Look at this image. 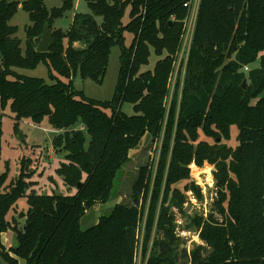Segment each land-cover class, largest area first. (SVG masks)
I'll list each match as a JSON object with an SVG mask.
<instances>
[{
	"label": "trees",
	"instance_id": "obj_1",
	"mask_svg": "<svg viewBox=\"0 0 264 264\" xmlns=\"http://www.w3.org/2000/svg\"><path fill=\"white\" fill-rule=\"evenodd\" d=\"M86 1L90 13L75 12L62 29L54 20L73 0L52 8L44 0H0V108L8 105L16 131L22 120L47 119L56 132L52 147L64 153L56 172L75 189L26 192L33 174L26 158L15 178L7 181V169L0 173V234L11 228L15 235L8 249L0 243L2 264H19L17 258L25 264H136L139 247L145 264H264V0H199L183 78L169 105L191 0ZM18 8L30 21L24 49L18 28L9 24ZM45 24L54 43L35 52ZM125 32L132 35L128 45ZM113 45L120 48V66L112 98L96 100L75 90L76 73L103 80ZM151 53L157 57L153 67L141 70ZM256 58L259 65L250 67ZM39 64L51 82L15 70ZM123 102L132 104L133 113L121 109ZM232 125L238 129L234 147L223 141ZM146 133L161 140L156 170L141 166L131 187L133 203H116L82 229L81 217L108 200L117 171ZM204 162L221 177L214 205L222 219L195 216L203 243L181 248L172 207L183 211L187 191L202 199L190 164ZM22 197L28 207L19 228L7 214Z\"/></svg>",
	"mask_w": 264,
	"mask_h": 264
},
{
	"label": "rangeland",
	"instance_id": "obj_2",
	"mask_svg": "<svg viewBox=\"0 0 264 264\" xmlns=\"http://www.w3.org/2000/svg\"><path fill=\"white\" fill-rule=\"evenodd\" d=\"M22 1V0H18ZM63 0H44L47 8L58 7L61 5ZM194 3L197 0H193ZM193 11V10H192ZM191 11V13H192ZM75 12L90 13V8L86 0H73V6L66 13L54 20L55 28L66 29L72 19ZM97 22L101 21V17H95ZM129 20V8L125 9L122 21L126 23ZM9 24L16 26L18 31L16 36L21 39V47L24 49L25 41V27L30 24L28 14L18 8L17 12L10 19ZM126 38V44L128 45L132 35L128 32L124 33ZM79 45L75 43L74 46ZM119 54L120 48L118 45L111 47L108 59V65L100 83H97L91 79H83L78 73L72 77V85L75 90L82 91L87 97L96 100H110L113 96L115 85L118 78L119 72ZM157 57L151 53L149 57V63L143 65L140 69L144 70L152 68ZM181 61L178 68L177 65L179 60L176 62L174 72L170 78V92L166 99L167 105L171 100V96L177 84V80H182L183 72ZM259 65V59L256 58L250 63V67H256ZM17 73L31 76L41 77L47 82H51L48 78V71L45 65L39 64L35 68H15ZM245 86V84H244ZM121 109L127 113H133L132 104L123 102ZM14 118L8 105L3 109L0 108V173L7 169L8 180L15 178L21 167V160L26 158L29 160V169L33 170V174L30 176L32 184L27 188L26 192L34 190L35 192L42 193H58V194H71L75 191L74 188H68L62 177L56 172V168L60 161L64 159L63 152H57L53 149L51 139L55 135V130L48 124L46 118H44L39 124L33 123L31 120H22L19 122L18 130L16 131L13 127ZM238 129L235 125L230 127V138L223 140L224 143L234 147L237 144L236 135ZM201 138L212 141L210 138H205L201 135ZM161 140H153L152 136L148 133L144 134L136 147L129 151V159L121 166L117 171L114 179L111 194L108 200L104 203L97 202L91 208H89L80 219V226L82 229H88L93 226L100 216L107 215L111 212L116 203H123L131 205L133 203L131 198V187L133 182L136 180L138 170L143 165H149L154 172L156 170V163L158 161L160 153ZM191 166V179L195 180L202 189V199L195 200L187 196L185 203L183 204V211L179 212L177 208L172 207V211L175 215L176 222V234L181 239L180 247H186L190 249L193 244H202L200 240L197 228L192 223V219L195 216H202L207 218L209 214L213 215L217 220H221V215L217 212L214 202L217 198V169L214 165L207 162L201 167ZM219 178V177H218ZM184 183L177 184L178 187H182ZM187 195V194H186ZM16 209L9 211L7 218L11 219L14 215L18 222L19 228L23 227L25 210L28 205L26 198L22 197L16 202ZM20 213H24L23 216L19 217ZM145 218V215H144ZM144 218L139 224V239L141 241ZM0 243L4 245L6 249L15 243V235L13 230L7 229L5 232L0 234ZM19 264H25V261L21 258H17ZM141 259L140 247L136 260ZM187 262V261H186Z\"/></svg>",
	"mask_w": 264,
	"mask_h": 264
},
{
	"label": "water",
	"instance_id": "obj_3",
	"mask_svg": "<svg viewBox=\"0 0 264 264\" xmlns=\"http://www.w3.org/2000/svg\"><path fill=\"white\" fill-rule=\"evenodd\" d=\"M54 43V39L52 37V34H51V30L48 26V24H45L44 27H43V31L40 35V39L37 43V46L35 48V52H45L48 50L49 46H51L52 44ZM244 84H245V80H243V87H244ZM217 141H219V138H217ZM221 169V167H220ZM221 183V177L217 178V186H219ZM80 186V184H78V187ZM24 213H20L19 217L23 216ZM0 264H2V260L0 258ZM180 264H187L186 261H183L181 262Z\"/></svg>",
	"mask_w": 264,
	"mask_h": 264
},
{
	"label": "crops",
	"instance_id": "obj_4",
	"mask_svg": "<svg viewBox=\"0 0 264 264\" xmlns=\"http://www.w3.org/2000/svg\"><path fill=\"white\" fill-rule=\"evenodd\" d=\"M198 4H199V0L196 1L195 5H194L195 7H194L189 19H188L187 24H186L185 42L187 43V47L190 45V42H191L193 29H194V25H195V19H196V13H197ZM78 44L79 45H76V46H81L80 43H78ZM185 61L186 60H184V62L181 65V67L183 66L182 70L185 68ZM138 263L139 264H145V261L139 259Z\"/></svg>",
	"mask_w": 264,
	"mask_h": 264
},
{
	"label": "built area",
	"instance_id": "obj_5",
	"mask_svg": "<svg viewBox=\"0 0 264 264\" xmlns=\"http://www.w3.org/2000/svg\"><path fill=\"white\" fill-rule=\"evenodd\" d=\"M193 2H194L193 0L190 1V11H189L188 17L186 19V23H185V32L183 34V41H182V46H181V50H180V53H179V63L177 65V68H178V66H179V64H180L181 61L186 60L187 54H188V50H189V46L187 47V43L185 42V34H186V24H187L188 19H189L190 15H191V11L194 9L193 8ZM245 69H246V67H245ZM193 165L195 167H198L195 164H193ZM190 168H191V166H190ZM195 183L198 184L197 182H195ZM201 191H202V189H201ZM186 194H187L188 197H190V199L193 197V193L191 191H187ZM192 199L195 200L194 198H192ZM135 263L136 264H139L136 259H135Z\"/></svg>",
	"mask_w": 264,
	"mask_h": 264
}]
</instances>
